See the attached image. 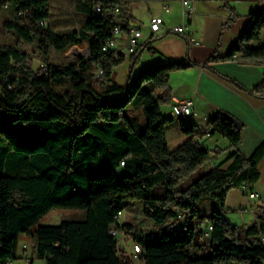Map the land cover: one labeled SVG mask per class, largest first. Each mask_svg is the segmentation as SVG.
<instances>
[{"label":"trees","instance_id":"1","mask_svg":"<svg viewBox=\"0 0 264 264\" xmlns=\"http://www.w3.org/2000/svg\"><path fill=\"white\" fill-rule=\"evenodd\" d=\"M4 1L12 6L5 29L16 43H34L46 68L33 70L16 44H0V264L18 258L23 235L34 241L31 263L134 264L110 232L124 201H141L142 214L156 228L143 234L122 222L135 230L142 264H262L264 208L248 228L229 223L223 211L231 189L245 182L252 188L258 181L264 140L244 157L239 151L241 124L237 127L231 115L222 112L209 119L212 129L205 133L183 118L161 114L160 107L171 103L169 73L195 63L186 58L150 64L119 85L111 75L124 57L115 58L102 48L117 23L127 31L123 5L129 0H75L74 10L83 22L61 32L48 24L49 0ZM223 1L231 13L225 28L236 14ZM108 2L118 5L120 13L106 10ZM247 20L229 51L222 56L215 52L208 62L264 66V44H250L264 27V8L248 13ZM84 41L86 57L68 64L49 62L50 50L66 52ZM146 46L130 56V71ZM252 92L264 97V77ZM129 106H140L144 127L128 113ZM175 119L187 138L170 149L165 127ZM216 134L228 141L232 152L183 185L210 159L206 140ZM158 185L164 192L154 196ZM205 201L213 202L206 217L212 227L207 253L195 242L203 232L191 224L196 218L204 220L199 214ZM51 209L82 210L84 217L39 225ZM241 233L246 244L240 242Z\"/></svg>","mask_w":264,"mask_h":264},{"label":"crops","instance_id":"2","mask_svg":"<svg viewBox=\"0 0 264 264\" xmlns=\"http://www.w3.org/2000/svg\"><path fill=\"white\" fill-rule=\"evenodd\" d=\"M51 1L49 0V4ZM62 1L65 3L69 2L72 8H74L75 0ZM191 2L193 4V12L189 18H186L183 15L181 0L126 1L123 5V14L127 18L128 25L137 26L143 32L144 36L141 38V41L144 46L147 45V48L138 56L134 68L140 70L150 64L166 61H184L186 58L194 62L195 64L185 69L169 73L171 103L164 105L167 111L165 113L161 111V114L165 117L173 118L171 112L173 101L175 99L182 100L186 98L193 99L197 115L184 117L183 120L186 124L196 125L197 128L203 123V118L209 120L218 115V113L225 112L241 124L239 151L244 157H248L257 145L264 140V97L255 95L252 92V89L264 77V66L259 64H242L235 60H216L213 62H208V60L215 52L219 56H222L229 51L241 30L248 26V13L256 12L260 8H264V0H227L230 7L233 8L236 18L232 25L225 28H223V25L231 13L224 5L223 0H191ZM164 4L168 6V11L164 10ZM63 13L64 15L62 16L67 17L65 11ZM62 16H59V21L62 20ZM153 16H161L163 18V29L155 33L150 40L146 41L145 34L149 31V21ZM80 17L83 22V16L80 15ZM181 24H187L189 26L191 32L199 40V43H189L185 36L168 31V29ZM124 42L125 38H119V43L122 44ZM250 44L252 46L264 44V27L260 30L257 38L252 40ZM148 48L152 51H148ZM124 62L130 63V58H124L122 63ZM203 64L206 65L203 66ZM140 113V116L134 117L137 118L142 128L145 125V118H143L141 109ZM165 136L170 149L176 148L187 138V136L181 133L177 119L166 125ZM219 140L222 143V147L219 146ZM170 141H173L174 145H170ZM214 141H216V151L213 153L214 158L209 163H205L204 169L226 159L232 152L225 138L216 134L208 138L206 143L211 144ZM210 146L212 147L213 145ZM262 164H264V157L258 165L260 177L254 186L261 179L262 173L260 167ZM156 187H160L158 188V195H162L164 186L158 185ZM235 190L242 193L239 188H235ZM252 190H254L253 186ZM243 196L245 203H239L237 205H229L227 197L223 215L228 221V213L226 212L230 210L237 211L236 213L240 216V220L244 222L240 227L248 228L250 225H245L247 219L249 218L251 224L257 222V212L260 206L264 207V200L261 196L252 200H249L245 194ZM203 203V209L199 215L204 220L196 218L191 222L197 231L203 232L201 239H195V242L200 245L202 244V240L208 238L207 223L209 219L206 217L209 216L213 207V202L211 201H205ZM245 207L248 208V211L241 213V209ZM125 212H127V209L124 204L122 215ZM120 221L136 229L132 218L127 214ZM29 241L28 236L23 235L21 236L19 246L20 244L29 245ZM33 245L34 242L31 248ZM29 254L31 255V252Z\"/></svg>","mask_w":264,"mask_h":264},{"label":"rangeland","instance_id":"3","mask_svg":"<svg viewBox=\"0 0 264 264\" xmlns=\"http://www.w3.org/2000/svg\"><path fill=\"white\" fill-rule=\"evenodd\" d=\"M7 3L8 7H5L3 3ZM68 2V1H67ZM11 2L10 1H4L0 0V44H12V45H17V47L21 50H23L27 54V58L25 60V63L32 68L33 70H38L41 68L42 64V58L40 55V52L36 48V45L34 43H16L15 42V36L14 34L5 29L4 27V21L8 19L11 16ZM67 14V17H64V12ZM63 13V14H61ZM59 16H62V20L59 21ZM64 18V19H63ZM66 18V19H65ZM82 23V18L80 15L72 8L71 4L65 3L62 0H52L50 3V16L48 18V24L50 27L55 30V31H70ZM87 42H83L80 45L72 46L69 48L66 52H58L56 50H50L48 58L49 62L52 64H68V63H73L77 61L81 57H86L87 56ZM135 66H133L134 68ZM130 71V63L124 62L122 64H119L113 68L111 78L113 81L118 83L119 85H124L127 81L128 75L131 74L132 77L135 76L139 70L134 68V71ZM140 106L138 107H133L129 106L128 107V113L133 116H140ZM161 111L165 113L166 106L162 105ZM142 112V111H141ZM143 114V113H142ZM144 118V115H143ZM223 138V137H222ZM216 141L212 142L210 145H215ZM219 146L222 147V143L219 140ZM170 145H174L173 141H170ZM211 147V146H210ZM214 154L211 153L210 159L206 162L209 163L210 161L213 160ZM206 165V164H205ZM205 165L200 166L189 178L185 179L183 182V185H186L187 183L191 182L193 179H195L205 168ZM261 170V179L257 183L256 186L254 184L252 185L254 190L258 192V195L262 197L264 200V164L261 165L260 167ZM160 186V185H159ZM160 187H154L152 190V194L155 196L158 194V191ZM244 194L240 193L239 191L233 189L230 191L228 194V200L227 202L229 205H237L239 203H245V198L243 196ZM207 200V199H203ZM122 204H125L127 212H125L124 215H120V220H123L125 218V215L127 214L132 218L133 223L135 224L134 227L138 229L141 233L145 234L147 232H150L152 230H155V226L153 225V221L150 218L145 217L142 214V202L141 201H124ZM203 204V203H201ZM264 207L260 206L259 211L257 214L262 215V209ZM237 211L230 210L228 213V221L232 225H237L240 227V225L244 224L240 220V216L237 215ZM246 214V213H245ZM248 216V215H247ZM84 217V211L82 210H72V209H51L47 214H45L40 221L38 222L39 225H45V224H58L62 220H77V219H82ZM264 220V219H263ZM182 221H178L175 226L177 228L181 227ZM247 225H253L251 224L249 218L247 219V222L245 224ZM28 236L29 238V245H27V252H32V243L34 242L32 237L30 235H25ZM203 236L198 234L195 239L199 240ZM240 242L241 244H246L245 240V235L244 233H241L240 237ZM124 246L123 244H121ZM202 245L204 247V252L207 253L209 249V239L206 238L205 240H202ZM22 244H20L18 248V258L13 260V264H26L25 259L22 258L21 255V250H22ZM122 246L120 248H122ZM125 250L127 252L130 250V244H126V247L124 246ZM122 252V251H121ZM122 254H127L125 252H122ZM32 264H44L42 260L40 259H34L32 261ZM134 264H142L140 261H134ZM233 264H239V263H233ZM262 264H264V260L262 261Z\"/></svg>","mask_w":264,"mask_h":264},{"label":"built area","instance_id":"4","mask_svg":"<svg viewBox=\"0 0 264 264\" xmlns=\"http://www.w3.org/2000/svg\"><path fill=\"white\" fill-rule=\"evenodd\" d=\"M183 5V15L186 18H189L193 12V4L191 0H181ZM96 10L101 11L102 6L100 4L96 5ZM104 8L113 12L114 14L120 13V7L118 5H111L109 2L105 4ZM165 11H168V6L166 4L163 5ZM45 22H41L43 25ZM164 21L161 16H153L151 17L148 25V33L145 34V40L148 41L150 38L161 29H163ZM168 31L174 32L176 34L185 36L189 43H199V40L196 36L191 32L189 26L187 24H181L178 26H174L173 28L168 29ZM144 36L143 32L137 26L128 25L127 31L123 29V25L121 23H117L112 31V36L109 38L102 50L104 52H112L115 58H118L122 55L124 58H130V56L135 53L141 46H143V42L141 38ZM119 38H125L124 43H119ZM144 40V42H145ZM88 53V51H87ZM41 68L45 69L46 66L42 63ZM102 73L99 70L96 76H99ZM171 112L173 117L176 118H184L187 116L197 115L195 110L194 101L192 98H186L182 100L175 99L171 105ZM202 132L208 133L212 127L209 125L207 118H203V123L198 127ZM216 151V144L211 147L210 154ZM214 166V164H213ZM239 190L247 196L249 200L257 198L259 195L257 192L252 190L250 184L248 182L243 183L239 186ZM248 211V208L245 207L241 209V213ZM122 212H119L116 216V221L113 222L110 228L111 234L115 235L118 238L119 247L123 244L126 247V244H130V250L127 252L124 246H122V250L127 253L131 257L133 261H138V256L142 252L141 244L138 243L135 238V230L133 228H128L119 221L120 215ZM211 225H207L208 232L211 230ZM260 240L264 244V234H260ZM21 255L22 258L25 259L26 264H31L30 258L31 255L27 252V245L22 244ZM6 264H13L12 261L7 262Z\"/></svg>","mask_w":264,"mask_h":264},{"label":"water","instance_id":"5","mask_svg":"<svg viewBox=\"0 0 264 264\" xmlns=\"http://www.w3.org/2000/svg\"><path fill=\"white\" fill-rule=\"evenodd\" d=\"M87 51H88V47H87ZM226 116H227V115H226ZM230 119L233 121V123H234L237 127H240L239 122H238L235 118H233V117L230 116Z\"/></svg>","mask_w":264,"mask_h":264}]
</instances>
